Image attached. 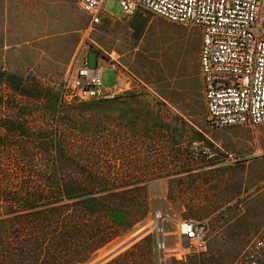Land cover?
Listing matches in <instances>:
<instances>
[{"label": "rangeland", "instance_id": "obj_1", "mask_svg": "<svg viewBox=\"0 0 264 264\" xmlns=\"http://www.w3.org/2000/svg\"><path fill=\"white\" fill-rule=\"evenodd\" d=\"M104 11L93 25L79 0H0V125L34 136L0 127V188L68 196L60 183L94 192L107 184L134 198L133 229L88 264L129 249L124 264H161L159 236L164 264H234L264 234V124H209L197 27L140 8L123 14L117 0ZM94 51L112 60L128 88L59 100L87 52L94 66ZM115 83L106 68L103 87ZM187 218L206 222L204 252L186 248L179 224ZM213 227L222 230L212 235Z\"/></svg>", "mask_w": 264, "mask_h": 264}, {"label": "built area", "instance_id": "obj_2", "mask_svg": "<svg viewBox=\"0 0 264 264\" xmlns=\"http://www.w3.org/2000/svg\"><path fill=\"white\" fill-rule=\"evenodd\" d=\"M106 1L79 0L91 24L106 16ZM117 1L126 15L140 8L168 22L197 27L202 94L212 127L264 124V0ZM87 59L88 52L65 77L61 93L80 100L107 98L112 89L103 87L102 74L106 68L115 70L112 60L95 52V64L89 67ZM179 226L187 249L206 250L203 220L187 218ZM234 264H264V234L255 237Z\"/></svg>", "mask_w": 264, "mask_h": 264}, {"label": "trees", "instance_id": "obj_3", "mask_svg": "<svg viewBox=\"0 0 264 264\" xmlns=\"http://www.w3.org/2000/svg\"><path fill=\"white\" fill-rule=\"evenodd\" d=\"M12 123L0 127L25 140L34 138ZM59 187L68 196H40L38 189L29 190L28 196H9V186L0 188V264H88L137 222L130 210L134 198L117 196L107 184L97 192L77 184ZM104 192L110 196H97ZM130 253L131 249L105 264H124Z\"/></svg>", "mask_w": 264, "mask_h": 264}, {"label": "crops", "instance_id": "obj_4", "mask_svg": "<svg viewBox=\"0 0 264 264\" xmlns=\"http://www.w3.org/2000/svg\"><path fill=\"white\" fill-rule=\"evenodd\" d=\"M92 51V50H91ZM90 52V51H89ZM99 54V53H98ZM100 55V54H99ZM100 56H102V55H100ZM115 73H116V76H118V78H119V80L120 81H118V85L116 86L117 88H119V89H121V90H125V89H127L128 88V86H129V82L126 80V79H124V78H120V76H119V72H118V70H116L115 69ZM121 80H122V82H121ZM121 82V83H120ZM116 83L114 84V85H116ZM114 85H113V87L112 88H108V89H114ZM136 98V97H135ZM205 222V221H204ZM206 223V222H205ZM207 226V225H206ZM221 230H222V228L221 227H213V231H212V235H216V234H218L219 232H221Z\"/></svg>", "mask_w": 264, "mask_h": 264}, {"label": "water", "instance_id": "obj_5", "mask_svg": "<svg viewBox=\"0 0 264 264\" xmlns=\"http://www.w3.org/2000/svg\"><path fill=\"white\" fill-rule=\"evenodd\" d=\"M158 230L161 231V225L158 224ZM158 246L160 248V251H161V254H160V261H161V264H164V258H163V241H162V238L159 236V239H158ZM114 252V251H113ZM113 253H110L108 254L107 256L97 260L96 262H94L93 264H100L101 262H103L105 259H107L110 255H112Z\"/></svg>", "mask_w": 264, "mask_h": 264}, {"label": "flooded vegetation", "instance_id": "obj_6", "mask_svg": "<svg viewBox=\"0 0 264 264\" xmlns=\"http://www.w3.org/2000/svg\"><path fill=\"white\" fill-rule=\"evenodd\" d=\"M76 100H78V101H84V100H80V99H76Z\"/></svg>", "mask_w": 264, "mask_h": 264}]
</instances>
